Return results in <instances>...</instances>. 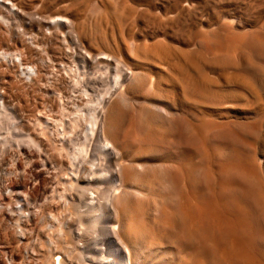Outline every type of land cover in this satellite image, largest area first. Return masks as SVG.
<instances>
[{"label": "rangeland", "instance_id": "374dc122", "mask_svg": "<svg viewBox=\"0 0 264 264\" xmlns=\"http://www.w3.org/2000/svg\"><path fill=\"white\" fill-rule=\"evenodd\" d=\"M91 1L94 0H0V264H56L57 256L61 257L60 264H81L83 246L88 244L95 249L110 245V239L100 233L103 219H97L93 224L89 222L79 199L70 198L68 180L59 175L58 165L52 164L48 154L52 155L49 152H57L60 147L68 149L60 148L58 153L64 151V154L66 150L72 152L78 147L61 137L64 133L69 134L75 109L82 108L87 115L90 109L85 100L94 104L99 93L109 84L113 85L119 60L129 61L132 68L135 66L134 73H145L159 85L155 98L166 94L177 96L175 107L170 108L175 128L161 127L155 139L145 140L149 155L144 160L151 159L150 164L196 157L203 147L215 144L210 139L204 141L211 136L213 128L220 133L233 134L239 140L237 153L240 160L253 161L264 153V89L257 91L258 94L247 92L237 83L216 79L220 71L212 69L216 70L210 73L211 77L215 76V82L203 75L202 88L185 94L183 82L174 76L172 69L174 58L196 47L195 42H217L211 33L219 32L229 37L235 30L247 34L253 30L264 32V8L259 6V0H123L120 5L124 7L121 8L115 4V8L112 7V0H99L106 11L105 19L99 20L105 23L97 21L88 11ZM180 7H188L192 15L181 14ZM56 10L64 11L70 20L75 16L83 22L78 34L74 35L72 28L67 27L57 39H43L47 32L43 17ZM177 17L181 20L172 25L170 21ZM91 19L94 23L97 21L92 29ZM220 23L221 26L231 25L230 30L219 29ZM178 29L186 32L183 37L174 34ZM206 34H210L209 40ZM186 36L195 42L188 41L189 44ZM126 40L136 42L143 53L135 55L131 52ZM159 47L168 48V54H172H167L169 57L161 54L166 50ZM98 52H111L116 59L105 67L97 65L92 69L84 56ZM259 60L257 62L263 66L264 56ZM96 67L99 72L93 73ZM58 68L61 72L56 71ZM64 68L68 69L67 74ZM33 69L37 71L35 76ZM30 75L33 76L29 78ZM100 75L95 89L80 82V79L88 81L89 77ZM61 76H64L62 81L58 78ZM71 79L78 83L73 84ZM64 80L70 84L68 91L60 87L65 85ZM83 90H87V97ZM212 91L222 94L216 96ZM131 95L136 103L146 101L142 94L132 92ZM158 114L160 118L164 117V114ZM125 125L122 132L128 134V125ZM193 126L200 128L201 134L209 135L197 137L191 129ZM85 132V125L76 126L72 131L79 144L80 135ZM258 133L262 135L259 137ZM34 138L44 145L37 147L32 141ZM167 245H152V251L144 249L138 259L148 261L147 264H153L160 257V261L168 264L176 262L180 257L178 248ZM110 254L106 250L109 259Z\"/></svg>", "mask_w": 264, "mask_h": 264}, {"label": "bare ground", "instance_id": "6f19581e", "mask_svg": "<svg viewBox=\"0 0 264 264\" xmlns=\"http://www.w3.org/2000/svg\"><path fill=\"white\" fill-rule=\"evenodd\" d=\"M111 2L114 8L115 5H119V8L123 6L120 5L123 0ZM259 4L264 8V0H259ZM89 7L88 11H91L97 21L101 17L105 19L103 14L106 11L99 0L91 1ZM188 7H180V13L186 16L193 13ZM63 12L56 10L43 17V24L47 27L43 39L55 40L67 27L72 28L74 35L78 34L84 25L83 22L75 19L73 14L74 17L70 20ZM107 15L109 17V11ZM178 19L180 17L169 21L175 25L178 24ZM97 21L94 23L91 19L90 27ZM221 23L219 29L230 30L231 25L221 26ZM238 31H233L235 33L229 37L218 31L219 34L211 33L217 42L210 40L212 44L204 43L205 45L202 43L204 38L202 42H195L190 37L192 35L185 37L187 42L194 41L196 47L179 58H174L173 55L175 61L173 68L171 66L174 76L177 75L183 82L182 91L185 94L202 88L205 79L203 75L215 82V76L211 77L210 73L216 70L220 71L216 79L229 84L237 83L247 92L256 93L264 89V65L257 62L264 56V32L253 30L247 34ZM185 33L179 29L174 32L179 37H183ZM209 36L205 35L207 39ZM135 43L128 42V49L135 55L142 54ZM165 47L159 48L164 51L168 49ZM164 53L161 52L167 56L168 51ZM157 55L159 56L158 53ZM114 59L116 57L111 52L90 53L84 56V61L91 65L92 69L97 65L105 67ZM171 61L173 60L169 61L170 64ZM118 63L113 85L109 84V87L99 93L94 104H90L91 100H85L90 109L87 115L82 108H76L70 131L67 130L70 126L65 129L69 134L66 136L64 133L61 137L78 147L68 152V149L62 146L67 149L65 154V149L61 147L63 152L58 153L59 148L57 152H49L52 155L48 154L52 164L58 165L59 175L68 180L70 198L79 199L83 208L80 207L83 213H87L91 224L97 219H103L101 223L104 225L101 226L100 233L110 239L108 247L92 249L91 245L83 246L81 264H147L148 261L138 259L139 254L144 249L152 251L150 247L157 243H167L178 248L179 259L169 264H264V153L259 154L253 161L240 160L237 153L239 140L237 141L233 134L230 136L213 128L211 136L204 138V141L210 139L215 144L203 147L196 157L188 156L150 164V158L149 161L144 160L148 154L145 140L155 139L161 127H174L175 118L173 119L170 108L175 107L177 96L166 94L155 98L158 84L156 85L150 76L134 73L135 66L132 68L128 64L129 61L127 63L119 60ZM64 69L67 74L68 69ZM32 71L34 76L37 75L35 69ZM56 71L61 72V69ZM98 72L99 67H96L93 73ZM101 77L102 75L89 77V82L80 79V82L95 89L94 84ZM58 78L62 81L64 76ZM71 81L73 84L78 83V80ZM64 82L65 85H59L63 91H68L70 84L65 80ZM132 92L142 94L146 101L134 102ZM83 93L84 97L88 96L87 90H83ZM218 94L220 93H216V96ZM158 112L164 114V117L160 118ZM126 123L129 132L123 134L122 127H126ZM80 125H85L86 132L83 136L80 135L79 144L72 131ZM191 129L197 137L209 135L201 134L200 128L193 126ZM260 134L258 133V136ZM258 136L257 138L260 137ZM32 141L39 148L44 145L39 144V140L37 142L35 138ZM82 224L83 221L80 220V225ZM106 250L111 252L110 259L106 256ZM60 259V256L54 259L56 264H60ZM160 259L153 264H168Z\"/></svg>", "mask_w": 264, "mask_h": 264}]
</instances>
